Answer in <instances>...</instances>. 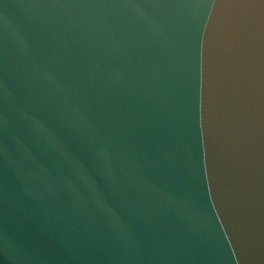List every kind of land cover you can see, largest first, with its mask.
<instances>
[{
    "label": "water",
    "instance_id": "water-1",
    "mask_svg": "<svg viewBox=\"0 0 264 264\" xmlns=\"http://www.w3.org/2000/svg\"><path fill=\"white\" fill-rule=\"evenodd\" d=\"M0 264H264V0H0Z\"/></svg>",
    "mask_w": 264,
    "mask_h": 264
}]
</instances>
